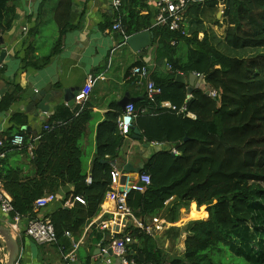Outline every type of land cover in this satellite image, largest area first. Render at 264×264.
Wrapping results in <instances>:
<instances>
[{
    "label": "trees",
    "instance_id": "trees-1",
    "mask_svg": "<svg viewBox=\"0 0 264 264\" xmlns=\"http://www.w3.org/2000/svg\"><path fill=\"white\" fill-rule=\"evenodd\" d=\"M18 1L0 0V35L12 28ZM49 1L44 0L41 7ZM73 2L57 0L53 6L56 46L73 27ZM147 7L146 0H121L117 10L124 35L149 31L156 44L158 64L170 66L165 73H154L161 94L154 101L146 95L142 102L134 103L139 111L149 110L138 115L134 129L141 132L146 144H167L171 149L145 160L140 174L150 175L151 184L143 192L131 191L128 206L144 225L162 211L175 222L181 204H193V209L199 208L207 218L184 227L187 238L182 256L168 257L145 230L129 227L126 234L137 242L129 246L128 258L140 264H264V0L192 3L184 35L152 27L151 15L142 14ZM40 23L41 17L28 31V38L36 36ZM31 57L27 64L37 68L51 58L34 61ZM178 73L204 76L206 86L218 95H207L205 85L189 94L187 84L176 82ZM21 92L22 88L16 87L7 94L0 111L9 110ZM163 102L178 109L187 106L195 118L163 108ZM121 115L109 113L108 120L99 126L98 152L88 183V163L81 141L93 117L89 110L63 122L54 114L44 123L49 129L39 139L20 130L26 119L15 114L12 122L20 129L0 137V153H6L0 159V179L12 198L14 215L36 218L39 199L72 184L68 197L73 206H64L48 217L58 241L68 231L78 238L100 214L106 196L115 190L113 162L122 159L119 150L124 140L118 129ZM16 135L24 136L21 146L11 145ZM10 152L26 156L34 174L24 175L21 167L12 165ZM78 197L84 203L77 201ZM93 232L103 240L102 231ZM104 244L108 246L109 241Z\"/></svg>",
    "mask_w": 264,
    "mask_h": 264
},
{
    "label": "crops",
    "instance_id": "crops-1",
    "mask_svg": "<svg viewBox=\"0 0 264 264\" xmlns=\"http://www.w3.org/2000/svg\"><path fill=\"white\" fill-rule=\"evenodd\" d=\"M43 1L19 0L16 3L17 10L13 26L2 35L7 54L0 63L2 67L0 70V103L16 87L22 88V92L19 94L20 99L9 110L0 111V137L6 136L12 130L20 129L12 122L15 114H20L26 119L25 125L20 130L32 137L40 134L44 123L54 114H57L63 122L72 116L79 115L82 111L89 110L93 117L87 124L81 143L88 163V183H90V171L98 152L97 136L100 124L108 120L109 113L123 114L124 109L119 102L127 95L130 98L142 97L134 103L142 102L147 95L145 81L140 84L132 78L131 69L139 63L146 65L150 68L154 79L156 71L165 73L170 68L161 67L158 64L156 44L153 43V38H151V45L144 52H136L126 44L123 30L114 29L116 24L121 25L114 7L115 0H74L70 16L73 27L62 37L57 46L55 40L58 37V31L52 22L55 2L50 0L41 7ZM157 1L146 0L148 7L142 12L143 15L150 14L152 22L157 10ZM220 14L221 11L218 13L221 19ZM40 17L38 33L28 38V33H25L24 28L30 31ZM30 56L34 61L36 58L47 56L51 58L46 65L37 68L27 64ZM188 77L189 75H186L187 87L190 86ZM92 79H97V81L91 88L88 99L84 103L77 102L76 96L87 87ZM198 81L199 78L195 86L198 85ZM205 83L200 87H203ZM32 88L37 91L46 89L49 97L59 94V97L48 105V112L40 111L39 102L34 103L32 97L28 95ZM66 89L75 91V100L70 101L73 102L72 104L64 100ZM134 131L132 130L128 136L120 133L124 137L119 150L122 159L113 162L116 165L115 170H121L122 175L127 177V182L134 181L133 179L138 178L139 174L124 172V165L130 163L138 168L141 163L145 164V160L148 159L145 155L150 148L145 140H141V132L135 134ZM8 154H10V163L15 167H21L24 175L34 174L35 169L26 156L14 152ZM72 191V184L61 187L54 194L56 200L45 210L38 212L37 216L47 217L64 206L72 207L73 202L68 197ZM199 210L197 207L194 210L193 204H181L175 222L167 219L163 211L158 216L149 218L147 226L152 229L153 234L150 236L157 242V248L168 257L182 256L187 238L184 227L193 220L207 218ZM115 211L116 200L114 191H112L106 196L100 214L84 228L78 238L72 234V238L64 236L57 244L45 246L36 243L23 233L17 238L21 250L16 264H108L106 260L111 254L107 256L103 252L106 247L104 244L106 238H111L113 234L123 235L131 226L137 227L131 220H120ZM25 224L24 219L21 226ZM0 225H6V218L1 213ZM172 228L178 231L174 233L171 231ZM94 229L104 233L102 241L97 239V235L93 232ZM177 233L178 237H175ZM136 242L135 240L134 243ZM74 243H78L79 246L76 251V261H71L66 257L74 250ZM0 245H3L1 241ZM7 257V252L0 250V264H4Z\"/></svg>",
    "mask_w": 264,
    "mask_h": 264
},
{
    "label": "built area",
    "instance_id": "built-area-1",
    "mask_svg": "<svg viewBox=\"0 0 264 264\" xmlns=\"http://www.w3.org/2000/svg\"><path fill=\"white\" fill-rule=\"evenodd\" d=\"M197 2V0H158L156 4V13L154 14V20L152 22V27H163L167 28L172 32H180L183 35L186 33L187 28V11L189 6L192 3ZM121 6V0L114 1V7L116 10ZM116 30H122L120 24H116L114 26ZM25 33H28V29L24 28ZM123 32V31H122ZM124 33V32H123ZM128 37L126 36V39ZM175 44V42H173ZM170 68V66H168ZM2 69L0 65V70ZM131 77L135 78L138 83L143 84L145 81L147 88V96L149 99L154 101L155 97L161 94V89L156 86L154 79L152 78V73L150 68L146 65L134 66L131 71ZM198 77H203L205 81V77L197 74ZM97 79H92L89 81V84L86 88L82 90L77 96L76 101L79 103H84L88 99L89 92L93 85L96 83ZM206 82V81H205ZM204 82V83H205ZM206 86V83H205ZM206 86V90H207ZM210 95L217 96V91H213L211 89ZM163 108L170 109L175 111L177 114L183 115L185 117L194 119L195 115L190 113L187 109V106H184L180 109L172 105L170 102H163ZM149 110L147 108L141 109L140 111L137 109L134 103L126 106L125 111L120 116L118 120V126L120 129V133L123 136H128L132 133L133 127L136 123L138 115L140 113L145 114L148 113ZM48 126L44 125L43 130L40 134L37 135V139L41 137L43 131L48 130ZM11 145L13 146H21L24 142L23 135H16L11 141ZM153 145H160L159 143H153ZM3 146V142L0 141V147ZM33 147L30 148L32 150ZM174 154H178V151L173 149ZM6 153H0V159L4 158ZM121 170H114L112 172V182L114 185V197L116 200V211L115 214L119 217L120 220L133 221L137 227L145 230L148 234L152 235V229L150 226L144 225L142 221L138 220L135 216L133 210L128 206V195L131 191H145L147 186L151 184V177L148 174H140L137 178V181L133 184H130L128 181L126 184H121L122 177ZM138 182L144 184V186H139ZM121 187L122 190H121ZM56 200V196L54 194H49L36 202L35 211L36 213L45 210L48 206H50ZM77 201L84 203L81 198H77ZM0 213L6 218V226H8L14 236L19 238L23 233L34 240L36 243L40 245L50 246L58 243V236L56 229L54 227L51 219L43 216H37L34 219H25L19 215H14V207L12 204V198L5 191L2 180L0 179ZM26 220V224L22 227V220ZM102 229V228H101ZM104 229V228H103ZM119 235V234H118ZM117 234H113L111 238H106L105 241H109V245L103 249V252L110 257H107L108 264H140L134 260H130L128 258L129 246L134 244L135 240L130 234L124 233L121 236ZM66 237L72 238L73 235L71 232L65 233ZM0 241L2 239L0 238ZM79 244L74 243V250L66 257V259L71 261H76L77 258V248ZM0 250L6 252L5 245H0Z\"/></svg>",
    "mask_w": 264,
    "mask_h": 264
},
{
    "label": "water",
    "instance_id": "water-1",
    "mask_svg": "<svg viewBox=\"0 0 264 264\" xmlns=\"http://www.w3.org/2000/svg\"><path fill=\"white\" fill-rule=\"evenodd\" d=\"M151 38H152L151 33L146 30V31H143V32H140V33H137L135 35L128 37L126 39V44L136 52H144L145 49L151 45ZM0 48H1V56H0V63H1L7 54V49H6V46L4 44V39H3L2 35H0ZM198 78H199V81H198L199 83L197 86H195V82ZM188 79H189V84H190V86L188 87L189 94H192L193 90L196 87L199 88L205 82L204 78L198 77L196 73L190 74ZM175 80H176V82H179V83H185V84L188 83L187 79H186V75L182 74V73H178L176 75ZM207 88L208 89L206 90V94L210 95L211 87L207 86ZM28 95L32 97V100L34 103L39 102L38 108L40 111H42L44 113L49 111L48 105L50 104V102L54 101L56 98L59 97V94H56L54 97H49L46 89L41 90V91H37L35 88H32L29 91ZM140 98H142V97L130 98L127 95V97H124V99H122L119 102V104L122 106V108L125 111L126 106H128L131 103L136 102L137 100H140ZM64 100L66 102H70V101L74 102L75 91L66 89L64 91ZM73 102H70V103L72 104ZM26 129H28V127H26ZM134 132H135V134H139V131L137 129ZM146 145H148L150 147L148 153L145 155L146 158L147 157L150 158L155 153L160 152L162 150L168 151L171 149V147L167 144H160V145H155V146L151 145V144H146ZM123 168H124V172L131 173V174L135 175V174L142 173L143 169L145 168V164L141 163L138 168H135L130 163H127L126 165H124ZM126 178L127 177L125 175H122L121 184L124 185L127 183ZM133 180L134 181H130V184H133L134 182H136L137 178L133 179ZM138 185L144 186V184L141 182H138ZM122 188L123 187H121V190H122ZM0 238L2 239V241L5 245L7 256H8L7 261L4 264H16L18 257H19V254H20V250H21L19 240L14 236L12 230L6 225H0Z\"/></svg>",
    "mask_w": 264,
    "mask_h": 264
},
{
    "label": "rangeland",
    "instance_id": "rangeland-1",
    "mask_svg": "<svg viewBox=\"0 0 264 264\" xmlns=\"http://www.w3.org/2000/svg\"><path fill=\"white\" fill-rule=\"evenodd\" d=\"M53 2H55V3H56V2H57V0H53ZM208 12H209V11H208ZM187 24H188V22H187ZM220 32H221V30H219V31H218V33H220ZM183 57L185 58V55H183ZM193 221H198V220H193ZM191 222H192V221H191ZM248 261H249V260H248ZM248 261H247V262H248ZM244 264H246V263H244Z\"/></svg>",
    "mask_w": 264,
    "mask_h": 264
}]
</instances>
